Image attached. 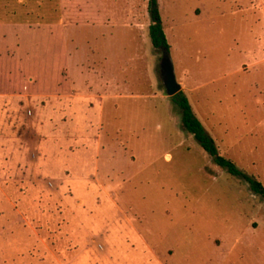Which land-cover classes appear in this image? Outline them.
<instances>
[{
  "label": "rangeland",
  "instance_id": "374dc122",
  "mask_svg": "<svg viewBox=\"0 0 264 264\" xmlns=\"http://www.w3.org/2000/svg\"><path fill=\"white\" fill-rule=\"evenodd\" d=\"M100 1L115 28L127 14L125 96L120 71L92 60ZM157 4L193 112L264 185V0ZM150 23L148 0H0V264H264V198L188 132L189 149L161 141L152 113L179 107Z\"/></svg>",
  "mask_w": 264,
  "mask_h": 264
},
{
  "label": "crops",
  "instance_id": "0c3cea01",
  "mask_svg": "<svg viewBox=\"0 0 264 264\" xmlns=\"http://www.w3.org/2000/svg\"><path fill=\"white\" fill-rule=\"evenodd\" d=\"M113 6L114 4L112 2H106V1L105 2L103 1L95 2L94 5L92 4V16H93L92 18V60H95L96 58L95 53H98V55L102 57V59L105 61L106 67H107V64L110 63L111 65L116 67L115 68L116 71L118 70L120 71L121 80L116 81L115 85L118 87V90H119L118 96H125L128 94L127 93L124 94L123 89L127 88L128 82H127V79L124 80L123 72L124 70H126L129 64V61L132 60L133 58L132 54L130 55V52L133 46L132 47L130 46L128 42L129 38L126 33L127 32L126 27H128L127 14H124L126 17V20L124 23L121 22L118 27L116 28L113 27L114 24H116L114 23L113 20H111V17H110V13H112L110 12V9ZM122 6L123 5H121V7ZM133 51H135V49ZM105 70L106 68L102 70H100L99 68H96L95 62L92 61V89L96 90L94 92L96 93L95 94L96 96L98 92H100V89L107 88V81L105 80L106 78H104ZM179 83L186 87V85H184V82H179ZM191 91H192V88L186 87L185 91H182V92L188 98V92H191ZM108 96H109L108 93L101 94V96H99L100 102L103 103L107 98H109ZM160 113L161 112H157V111H155V113L153 112L152 120L154 124L156 125V129L158 127L164 133L163 136L161 137V141H166L168 140V137H169V141L172 142L171 141L172 136L175 134H178L180 138L178 137L177 142L175 141L172 142L173 148L176 149L179 147H184L186 149H189V146L185 145V134H186L185 131L186 130L182 126L180 110L177 114H173L172 112H169L166 109H164V113H165V116L163 119L164 123L161 122ZM140 116L143 117L144 114ZM168 151H171V148ZM170 158H171L170 154H166L164 156L165 161H168ZM2 194H4V191H1V188H0V199L2 197L1 196Z\"/></svg>",
  "mask_w": 264,
  "mask_h": 264
},
{
  "label": "trees",
  "instance_id": "16d2710c",
  "mask_svg": "<svg viewBox=\"0 0 264 264\" xmlns=\"http://www.w3.org/2000/svg\"><path fill=\"white\" fill-rule=\"evenodd\" d=\"M148 13L151 20V23L148 26V35L152 48L155 50H161V52L164 50L168 53L169 46L160 19L157 0H148ZM172 100L179 107L182 126L194 137L196 142L209 155L212 162L227 171L229 174L242 179L248 184L253 193L264 198V185L255 177L241 170L233 161L218 152L214 139L194 114L186 95L182 91H179L172 96Z\"/></svg>",
  "mask_w": 264,
  "mask_h": 264
},
{
  "label": "water",
  "instance_id": "95a60500",
  "mask_svg": "<svg viewBox=\"0 0 264 264\" xmlns=\"http://www.w3.org/2000/svg\"><path fill=\"white\" fill-rule=\"evenodd\" d=\"M160 68H161L160 77L163 82L167 95L168 96L175 95L181 89H180V85L176 80L173 65L170 60V57L168 56V53H166L165 56H163L160 63Z\"/></svg>",
  "mask_w": 264,
  "mask_h": 264
}]
</instances>
